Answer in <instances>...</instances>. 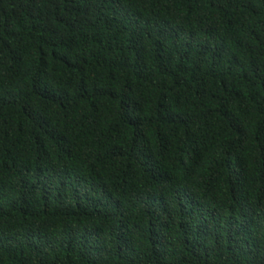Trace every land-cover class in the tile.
Masks as SVG:
<instances>
[{
    "label": "trees",
    "instance_id": "trees-1",
    "mask_svg": "<svg viewBox=\"0 0 264 264\" xmlns=\"http://www.w3.org/2000/svg\"><path fill=\"white\" fill-rule=\"evenodd\" d=\"M0 264H264V0H0Z\"/></svg>",
    "mask_w": 264,
    "mask_h": 264
}]
</instances>
